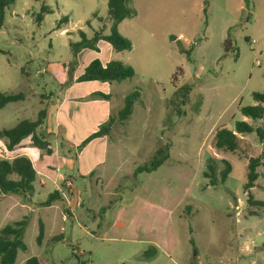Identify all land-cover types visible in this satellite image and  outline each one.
Segmentation results:
<instances>
[{
    "label": "rangeland",
    "instance_id": "1",
    "mask_svg": "<svg viewBox=\"0 0 264 264\" xmlns=\"http://www.w3.org/2000/svg\"><path fill=\"white\" fill-rule=\"evenodd\" d=\"M42 2L15 0L0 29V92H25L19 66L28 56H39L27 68L36 78L30 85L36 104L22 112L9 104L0 111V128L37 118L41 95L58 87L52 74H37L48 62L68 65L67 75L74 77L95 59L104 64L120 61L135 74L113 83L115 89L138 90L142 102L126 125L115 123L109 135L110 145L121 147L125 157L116 147L106 155L103 143L84 142L94 116L81 111L68 120L62 112V128L72 139L49 161L57 163L59 156L65 166L75 160L69 176H63L74 187L69 191L60 182L69 193L67 199L62 197L49 208L39 207L54 191L49 182L41 189L36 181L30 199L4 196L0 209L6 203L10 210L16 197L15 208L23 205L26 210H15L10 222L26 214L30 217L24 237L28 251L19 252L16 264L32 256L44 264H250L257 260L260 252L248 255L241 247L264 244V210L249 206L243 185L249 159L261 155L264 144L255 133L240 135L239 151L222 152L214 147V136L221 128L234 130L239 121L264 128V120L252 121L240 112L241 107L255 104L253 93L264 91V0H134V16L120 25V33L132 42L131 50L116 52L102 41L98 52L81 49L77 54L70 43L80 37L67 33L84 30L91 38L105 26L108 35V0H45L53 13L38 26L32 14ZM94 13L103 22L94 19L91 27L85 26ZM64 17L68 21L59 26ZM227 39L232 44L229 51L224 45ZM187 49H192L189 57ZM180 87L188 88L189 100L178 113L171 100ZM6 145L0 143V158L7 155ZM158 155L168 157L164 166L133 177L138 166ZM102 160L106 163L99 166ZM225 160L232 172L222 183L219 173ZM259 171L252 194L264 200V160ZM29 202L38 206L32 212L40 211L27 210L24 204ZM253 211L262 214L256 217ZM39 217L46 224L45 241L55 235L60 240L37 246ZM158 243L162 244L158 255L142 259Z\"/></svg>",
    "mask_w": 264,
    "mask_h": 264
},
{
    "label": "trees",
    "instance_id": "2",
    "mask_svg": "<svg viewBox=\"0 0 264 264\" xmlns=\"http://www.w3.org/2000/svg\"><path fill=\"white\" fill-rule=\"evenodd\" d=\"M134 0H108V16L110 20V33L104 34V28L95 31L93 36L88 39L86 34L79 30L80 41L77 43H71L70 46L74 49L75 54L81 49H92L98 51V43L104 41L110 44V46L116 52H122L131 50L132 42L124 37L120 33V25L126 19L132 18L135 14L133 8ZM15 4V0H0V29L4 26V20L7 10L12 8ZM206 12V9H204ZM53 13V9L46 3H42L40 10L33 13V21L40 26L45 17ZM97 13L93 14V17H97ZM102 21V18H99ZM68 18L64 17L60 24L67 22ZM59 24V26H60ZM90 26V20L85 23ZM249 41L248 39H246ZM225 50L229 51L232 47L230 40H226ZM189 57L192 49L184 51ZM24 70V69H22ZM135 74L134 69L120 61H110L106 64L102 63L99 59L91 61L85 68L84 73L78 78L79 82L100 81L108 83H122L128 79H131ZM101 98L110 99V95L98 94ZM255 101L254 105L243 106L240 108L241 114L252 120L260 121L264 120V91L262 93L256 92L252 95ZM26 95L20 93H0V110L5 108L9 104L18 103L24 101ZM189 100V92L187 87H180L174 91V96L171 100L172 107L178 113L187 104ZM142 102L140 92L135 90L129 93L125 99L122 108L119 110L116 117H111L108 121L99 126L98 130L91 134L84 141L86 144L96 138L109 136L112 127L115 123H123L127 121L136 105ZM46 119V111L41 110L36 120L25 119L20 121L16 126L10 129L0 130V138L7 140V150L12 151L22 141L30 139L32 146L42 150L45 154L51 155V145L46 138L38 132L40 126ZM255 133L260 142L264 144V128L261 126L255 127L248 121L236 122L234 130H228L226 128L218 129L214 136V147L218 151L235 153L240 150V135H248ZM244 139V137H242ZM119 153H122L125 157V151L119 146H109L106 150V155L110 150L115 149ZM118 149V150H117ZM158 154H162V151H157ZM160 155L154 157L147 165L138 166L132 173L133 177H137L143 173H154L162 166L165 165L167 156L160 157ZM130 156V155H129ZM132 157V156H131ZM264 149L261 155L257 157H251L247 165V181L243 185V190L249 196V206L256 207L259 211L264 210V200H256L253 197L252 190L256 187L257 181L261 176L259 168L263 165ZM106 161V160H105ZM225 168L219 173L220 180L225 183L228 176L232 172V165L229 161L225 160ZM106 163V162H105ZM212 174H215V169L212 165H208ZM37 180V172L33 167L31 160L27 156H18L13 159L0 158V206L2 200L7 194H14L23 198H32L35 193L34 184ZM211 183L214 184L212 179ZM18 200L16 197L12 199V207L10 210L6 206L0 209V219H2L0 228V264H16L19 252L28 251V246L25 243L24 237L26 230L29 226L30 217L28 214L20 220L10 222V217L15 210L26 213V210L22 208V205L15 208L14 201ZM62 200V195L59 191L55 190L50 193L45 201L41 203L40 208H49L53 205H58V202ZM22 209V210H21ZM8 210V211H7ZM40 210H35L32 213H38ZM31 213V214H32ZM252 214L259 217L261 214L258 211H253ZM6 220V221H3ZM4 222V223H3ZM46 224L41 217L38 218V235L36 237V244L38 247L56 243L60 240V236H53L47 242L45 241ZM62 236V235H61ZM165 244V243H164ZM167 244V243H166ZM165 244V245H166ZM44 246V247H45ZM162 247L161 243L158 245L150 246L147 251L142 254V259L150 260L156 257L158 248ZM165 249H167L164 246ZM22 264H44L41 262L40 257L32 256L26 259Z\"/></svg>",
    "mask_w": 264,
    "mask_h": 264
},
{
    "label": "crops",
    "instance_id": "3",
    "mask_svg": "<svg viewBox=\"0 0 264 264\" xmlns=\"http://www.w3.org/2000/svg\"><path fill=\"white\" fill-rule=\"evenodd\" d=\"M42 3H46L45 0H43ZM99 18H101L99 17V15L97 17L92 16V19H89L90 26H87L86 24L85 26L91 27L93 20L94 19L99 20ZM103 20L104 19L102 18V22ZM3 27L1 29H3ZM103 28H105V26H103ZM65 31L66 30L62 31L61 33H65ZM82 31L87 36V33L84 30ZM67 34L69 36H73V35L79 36V31L68 32ZM13 43H16V40ZM71 43H77V42H71ZM98 51H99V47H98ZM37 54L38 53L36 54L34 53L33 56L31 55L28 56V58L25 59V62L23 64H20L19 66L21 70V74L24 77L23 79L24 88L26 89L25 92L22 93L26 95V98L22 102L13 103L16 105L15 107L16 112H18L19 109L20 112H22L23 110H25V108L27 107L32 108L34 106V103L36 104L35 100H33L34 95H36V93H34L30 88L31 84L36 83V78L33 77L31 74H29L28 72L29 70L27 68L33 65L34 60L37 59L39 60V56ZM67 67L68 65L66 64L60 65V64H53L52 62H48L41 71H37V74H42V73L52 74L54 77L53 80H55V82L58 84V87L56 88L55 92L52 91V92H48L47 94H42L41 96L43 98L42 99L43 101L37 102V104L40 106L38 113L41 110L46 111V119L38 129V132L41 135H43L46 138V140L49 141L51 145V149L53 151L51 155L58 153V151L66 147L67 142L72 139L70 134L67 131H64L62 128V123L60 119L62 112L65 111L67 113L68 120H70L71 117L74 118L81 111L82 112L86 111V113L89 116H94L95 121L93 123V128L90 132L91 134H93L98 130L100 125L108 121L111 117H116L119 110L123 106L125 97L129 94L128 92H123V91L117 92L113 83L100 82V81L79 82L78 78L82 74L74 77L68 76ZM99 82L101 83V85L97 87L93 86L94 84H99ZM90 86H91V90H88ZM0 93H7V92H0ZM100 93L110 95V99L101 98L98 95ZM7 106L5 108H7ZM5 108H3L2 110H4ZM127 121L123 122L122 126H125ZM19 122L20 121H18L14 126H16ZM12 127L4 128L3 126H1L0 130L10 129ZM109 140H110L109 136H104L92 140L87 145L93 144L94 142L98 141L103 143L104 148L106 147L107 150L108 147L110 146ZM0 143L7 144V140L5 138H0ZM5 151L7 154L5 158L13 159L18 156H27L31 160L33 167L37 172L36 181H39L41 189L47 188L49 182L53 185L55 191L57 185L60 184L62 177L63 176L65 177L66 175L69 176L68 174L69 171L73 167H75V160H71V159L68 160L64 166L63 160L59 156L57 158V163L50 162L49 157H51V155H47L42 150L33 147L29 138L22 141L18 146L14 148V150L8 151L6 147ZM104 162L105 160H102V162L99 163V166L104 165ZM61 163L63 165H58ZM87 173H89V171ZM85 176H88V174H86ZM32 204L31 202H29L28 204H24V207L26 206L28 208L25 209L31 211V209L32 210L35 209L34 207L36 208L38 207ZM241 249L242 250L245 249L249 253L248 255L251 254L257 255V253L260 252L257 260L253 259L250 264H264V244L255 245L254 247H250L246 245V247H241Z\"/></svg>",
    "mask_w": 264,
    "mask_h": 264
},
{
    "label": "built area",
    "instance_id": "4",
    "mask_svg": "<svg viewBox=\"0 0 264 264\" xmlns=\"http://www.w3.org/2000/svg\"><path fill=\"white\" fill-rule=\"evenodd\" d=\"M61 182L65 183V186L68 188L69 191L73 190L74 185L71 181H66V179L62 177ZM56 190L61 193L63 198L67 199L69 193L67 190H65V187L63 185H57Z\"/></svg>",
    "mask_w": 264,
    "mask_h": 264
}]
</instances>
